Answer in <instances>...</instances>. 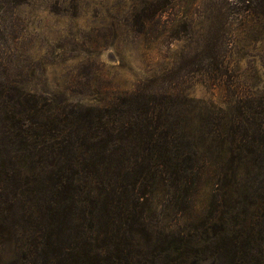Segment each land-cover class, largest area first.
<instances>
[{
	"label": "trees",
	"instance_id": "obj_1",
	"mask_svg": "<svg viewBox=\"0 0 264 264\" xmlns=\"http://www.w3.org/2000/svg\"><path fill=\"white\" fill-rule=\"evenodd\" d=\"M146 1L139 30L172 0ZM237 1L263 33L264 0ZM217 6L212 15H224ZM188 101L140 84L84 104L0 83V247L13 245L10 264H264V93L209 120L213 162L185 130ZM209 165L215 188L193 215ZM155 197L175 220L156 231Z\"/></svg>",
	"mask_w": 264,
	"mask_h": 264
},
{
	"label": "rangeland",
	"instance_id": "obj_2",
	"mask_svg": "<svg viewBox=\"0 0 264 264\" xmlns=\"http://www.w3.org/2000/svg\"><path fill=\"white\" fill-rule=\"evenodd\" d=\"M226 1L172 0L139 30L137 22L150 13L146 0H0V83L84 104L140 84L173 90L189 100L185 130L199 155L217 161L206 139V131L214 132L209 120L264 93V32L250 30L247 2ZM218 4L224 15H212ZM217 172L209 165L193 215L206 211ZM154 204L147 216L152 229L174 223L168 209H156V197ZM12 247H0V264H10Z\"/></svg>",
	"mask_w": 264,
	"mask_h": 264
}]
</instances>
